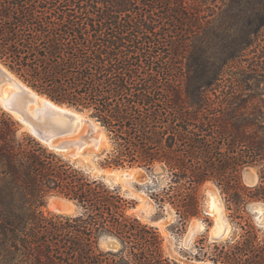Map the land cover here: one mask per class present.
I'll return each instance as SVG.
<instances>
[{"label": "trees", "instance_id": "trees-1", "mask_svg": "<svg viewBox=\"0 0 264 264\" xmlns=\"http://www.w3.org/2000/svg\"><path fill=\"white\" fill-rule=\"evenodd\" d=\"M189 1L0 0V61L88 111L110 139L105 164L165 167L154 196L181 225L201 213L199 187L217 184L232 234L197 260L264 264V226L249 210L264 203V94L250 86L264 73V32L243 23L244 9L229 23L227 0ZM19 130L0 107V264H179L120 187ZM250 166L254 185L243 181ZM51 195L77 213L46 212ZM102 236L119 247L102 250Z\"/></svg>", "mask_w": 264, "mask_h": 264}, {"label": "rangeland", "instance_id": "rangeland-1", "mask_svg": "<svg viewBox=\"0 0 264 264\" xmlns=\"http://www.w3.org/2000/svg\"><path fill=\"white\" fill-rule=\"evenodd\" d=\"M187 2L188 5L191 3L189 0H187ZM225 2L226 5L224 6V9L227 10V13L229 14V23H237V14L244 9L246 20L243 23L250 27H261V31L264 32V0H227ZM256 17L259 18V21H256ZM261 39L264 41V37H261ZM250 56L252 57L253 53H251ZM250 86L252 91L264 94V73L260 77L259 82L254 80V78L251 79ZM0 107L3 108L1 104ZM84 115L90 117L89 112L86 110L84 111ZM16 120L20 124V135H22L23 132L31 133L18 119ZM81 127L79 134L88 138L91 135L89 124H84ZM110 147V144H107V147L98 150L86 148L82 152L83 154L76 157H66L64 153L58 152L72 160V162L76 163L78 166L89 171L91 175L102 177L111 186L120 187L121 193L128 199V201H130L128 212L137 216L144 223H148L158 228L164 238L166 254L170 258L175 259L179 264H212L210 260L199 261L193 255L202 246L206 249L214 241L212 238V230L215 223L218 222V215L216 212H214L215 214L210 213L211 209L208 204L209 192L216 191L218 193V196L224 205V216L230 221L224 196L217 184L214 181H206L199 187V194L202 199L201 213L199 216H194L189 219L185 225H181L175 208L166 202L163 204L159 203L154 196L155 193L162 192L169 182V173L166 168L160 163H156L151 169L139 166H109L105 163ZM130 169L137 170L138 175L134 180L117 177L114 173L117 172V170ZM258 180L259 175L256 167L250 166L244 169L243 181L247 185H254ZM56 197L62 196L51 195L44 207L46 212H56L50 207V202ZM261 205H263L262 201L254 200L250 202L249 210L254 215L257 222L264 226V216L262 217V220L259 221L257 218L258 213L254 210V207H259ZM196 223H201L204 226L203 229L196 231L195 228H193ZM99 247L102 250L118 248L119 243L114 238L102 236L99 240ZM190 258H192V261Z\"/></svg>", "mask_w": 264, "mask_h": 264}, {"label": "water", "instance_id": "water-1", "mask_svg": "<svg viewBox=\"0 0 264 264\" xmlns=\"http://www.w3.org/2000/svg\"><path fill=\"white\" fill-rule=\"evenodd\" d=\"M11 80L15 81L16 85H18V88L21 90L20 92L30 95L32 99L34 98V94L31 93V90L35 91V93L46 96L50 101H52L55 104V106L57 105L60 107V109H58L54 105H51L48 102H44V104L46 105L45 107H51L52 112H55V113L60 112L65 115L75 117L76 116L75 114L71 113L68 110L62 109L63 107H67V109H74L75 111L84 114L85 110L83 109L77 108L75 106H71L66 103H59L57 101H54L50 97H48L46 94H42L38 92L33 87H31L26 82H24L21 78H19L12 70H10L6 65H4L0 61V90L4 82L11 81ZM26 104L27 103L23 105L20 104L18 99L15 97V95L10 94L9 96L3 98L2 106L6 111L10 112L13 116L15 115L14 113H18L19 118L15 116L14 117L18 119L25 127H27L28 130L39 141L46 144L53 150L60 151V152H66L68 153V156L76 157L77 148L73 140L68 139L67 137L64 136L60 126L56 122L43 116L42 110L40 108L34 109V115H32L29 112ZM86 118L88 120V123L90 124L91 135L88 138H85L84 140L86 141L88 140L93 145L92 148L95 150L107 147V144H104L100 148H98L100 145L101 137L100 136L93 137L94 135L93 127H94L95 122H98V121L92 116L86 117ZM107 140H108L107 142L109 145L110 139L108 135H107ZM127 176L130 177L129 174ZM52 204L54 205V211L58 213L69 214L66 212H69L70 210H73V209H74V213H77L78 211L77 205L72 200L67 199V198L56 197L54 198V201ZM254 210L255 212L258 213L257 214L258 220L261 221L262 217L264 216V203L263 205L259 207H254ZM225 221H226L225 227L222 231L219 230L217 223H215L213 230H212V238L214 239V241L225 240L228 237H230V235L232 234V224L226 216H225ZM203 227L204 226L201 223H196L193 226V228H195L196 231H200L201 229H203Z\"/></svg>", "mask_w": 264, "mask_h": 264}, {"label": "bare ground", "instance_id": "bare-ground-1", "mask_svg": "<svg viewBox=\"0 0 264 264\" xmlns=\"http://www.w3.org/2000/svg\"><path fill=\"white\" fill-rule=\"evenodd\" d=\"M20 91L21 90L18 88V85H16L14 80L4 82L2 84L1 90H0V92H1L0 104L2 105L4 97L9 96L10 94H14L15 97L18 99L20 104L23 105V104L27 103L26 106L32 115H34V109L40 108L42 110L43 116H45L46 118L56 122L60 126L64 136L67 137L68 139L73 140V142L77 148V150H76L77 156L83 154L82 152L86 148H92L93 145L88 140L87 141L84 140L85 137L83 135L79 134L80 127L83 126L84 124H89L86 116L83 113L77 112L74 109H67V107H63L62 109L68 110L71 113L75 114L76 115L75 117L65 115V114L60 113V112H56V113L52 112L51 107H45L46 105L44 104V102H48L54 106H55V104L52 101H50L46 96L40 95L38 93H35V91L31 90V93L34 94V98L32 99L30 97V95H27V94L20 92ZM55 107L60 109V107L57 105ZM14 114H15L14 115L15 117L19 118L18 113H14ZM89 126H90V124H89ZM93 130H94L93 137H98V136L101 137L100 145L98 148H100L104 144H108L107 133H106L105 129L103 127H101V125L98 122H95ZM74 133H76V134H74ZM89 150H91V149H89ZM91 151H93V150H91ZM62 153H64V155L66 157H69L68 153H66V152H62ZM114 173L117 177H122L123 179H129V180L136 179L137 175H138L137 170H135V169L117 170V172H114ZM128 174L130 175V177L127 176ZM53 201H54V199L50 202V207H51V209L54 210V205L52 204ZM208 204H209V207L211 209L210 213L211 214H215L214 212L217 213V215H218L217 225H218L219 230L222 231L224 229L225 223H226L225 216H224V205H223V203H222V201H221V199L218 196V193L216 191L209 192ZM66 213L72 214V213H74V209L70 210L69 212H66Z\"/></svg>", "mask_w": 264, "mask_h": 264}]
</instances>
